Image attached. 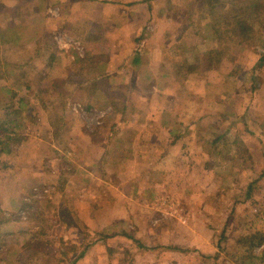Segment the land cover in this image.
Segmentation results:
<instances>
[{
    "label": "crops",
    "instance_id": "crops-1",
    "mask_svg": "<svg viewBox=\"0 0 264 264\" xmlns=\"http://www.w3.org/2000/svg\"><path fill=\"white\" fill-rule=\"evenodd\" d=\"M2 2L9 12L0 14V63L7 55L11 63L8 79L0 72V207L15 211L24 184L26 192L58 172L40 160L57 162L65 188L58 205L64 194L66 213L82 217L86 231L85 238L75 224L63 226L58 264H172L182 245L161 241L162 233L146 237L138 199L152 197L154 177L166 174H180L185 193L200 181L209 198L211 169L242 168V144L251 166L264 168L262 55L246 62L235 46L227 53L207 16L179 15L190 1ZM86 113L100 126L77 127ZM81 199L94 208L81 210ZM120 222L138 224L119 231ZM156 243L166 261L153 254Z\"/></svg>",
    "mask_w": 264,
    "mask_h": 264
},
{
    "label": "rangeland",
    "instance_id": "rangeland-1",
    "mask_svg": "<svg viewBox=\"0 0 264 264\" xmlns=\"http://www.w3.org/2000/svg\"><path fill=\"white\" fill-rule=\"evenodd\" d=\"M2 1L0 0L1 16L9 12V8L1 7ZM180 1L190 2L187 8L180 9L179 15L189 16L192 12L199 17L207 16L212 23L213 31L217 34L219 44L227 50V53L235 46L236 53L237 49H241L240 54L246 62L255 58V52L258 56L262 55L264 0ZM216 55L211 54V58H216ZM10 59L11 55L3 56L2 64L0 63L1 76H5L6 79H8ZM257 63L264 66V61L259 60ZM82 108L85 109L83 106ZM93 117L87 114V119L78 121L76 126L84 130L99 127L96 117ZM251 144V149L254 151L256 144L253 142ZM255 155L259 157V153ZM239 157L242 168L236 166L211 169L208 176L209 198H205L199 192L203 184L200 181L194 182L192 186L188 185V193H185L186 183L184 179L177 177L180 174L171 177L166 174L154 177L160 184L156 188L153 187V190L150 187L153 191L152 197L138 199V206L144 208H141L140 213L143 221L142 230L146 237L157 239L162 233L161 241L173 240L182 245L179 250L173 252L172 264H264V168L251 166L253 159L251 160L250 153L243 144L240 147ZM40 163L51 171L56 169L59 172L62 168V165L58 167L57 162L51 168L46 161L40 160ZM36 167H40V164ZM58 172L49 181L30 184L32 188L26 192V185L23 183L24 187L18 189L26 199L22 204L17 205L15 211L10 212L8 209L6 211L0 207V264H48L47 262L58 264L61 252L64 251V248L60 247L59 240L63 237L65 224H75L80 228L81 236L83 234L85 237L82 217L71 218L66 213L65 207H68V202L64 194L61 195L58 205L60 193H65V188L61 186L63 180L57 176ZM7 174L9 176V171ZM9 185H5V190H10ZM48 186H53L54 189ZM50 189L53 190L51 196H57L55 203L51 198H47L51 194ZM93 189L94 194L98 193L102 199L110 201L106 199L103 187L95 186ZM134 189L133 199L136 200L135 197L139 194L135 187ZM1 190L4 191L3 188ZM247 195L251 196L249 200L241 203L236 200L237 197L245 198ZM82 201L83 199L77 203V205L82 204L81 210L94 208L90 205V200L80 203ZM100 203L103 204L105 201L102 200ZM83 204H88V207L85 208ZM133 223H124L125 228L131 232L135 231V223L138 222ZM118 224L121 225L118 228L121 231L124 224L123 222ZM166 224L178 226L177 230L166 231ZM156 225L159 233L152 231ZM102 234L104 233L92 235L89 240L101 238ZM217 241L220 249L216 247ZM84 244L83 242V246ZM119 245L114 249L122 248V244ZM155 245L153 254L162 261L165 260L168 257L167 253H162L164 250L159 249L160 244ZM83 250L86 249L74 248L76 253ZM67 251L71 252L65 248V253ZM128 253L130 252L125 254Z\"/></svg>",
    "mask_w": 264,
    "mask_h": 264
},
{
    "label": "trees",
    "instance_id": "trees-1",
    "mask_svg": "<svg viewBox=\"0 0 264 264\" xmlns=\"http://www.w3.org/2000/svg\"><path fill=\"white\" fill-rule=\"evenodd\" d=\"M260 61H264V51H263V53H262V56H261V58L259 59ZM250 187H251V185H250ZM250 187H249V191H250ZM246 197H248V195L246 196ZM219 241H220V239H219ZM218 241V242H219ZM218 248L217 249H220V244H218ZM214 258V257H213Z\"/></svg>",
    "mask_w": 264,
    "mask_h": 264
},
{
    "label": "built area",
    "instance_id": "built-area-1",
    "mask_svg": "<svg viewBox=\"0 0 264 264\" xmlns=\"http://www.w3.org/2000/svg\"><path fill=\"white\" fill-rule=\"evenodd\" d=\"M76 107H79V106H76Z\"/></svg>",
    "mask_w": 264,
    "mask_h": 264
}]
</instances>
